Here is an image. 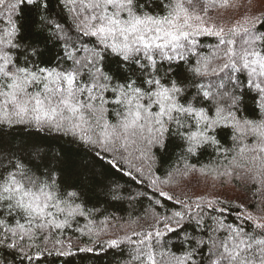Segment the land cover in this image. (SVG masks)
<instances>
[{
    "label": "snow or ice",
    "instance_id": "snow-or-ice-1",
    "mask_svg": "<svg viewBox=\"0 0 264 264\" xmlns=\"http://www.w3.org/2000/svg\"><path fill=\"white\" fill-rule=\"evenodd\" d=\"M170 3H160L162 10ZM132 7L140 10L119 0H0V89L15 74L25 78V94L36 85L26 101L0 99V125L70 135L134 184L99 181L106 188L100 204L65 192L59 211L54 203L42 216L0 208V264H47L98 250L116 252L123 264H264V7L177 0L181 26L168 42L110 49L101 39L106 22ZM26 28L34 38L27 45ZM53 39L59 63L29 67L28 50L42 55L39 44ZM108 55L123 71L136 70L117 81L106 70ZM159 90L170 108L157 104L130 125L124 97L149 94V105ZM170 135L182 145L161 172L153 149L163 151ZM130 137L142 146L130 151ZM24 164L17 158L11 166ZM201 183L211 191L192 190ZM129 207L139 211L127 215Z\"/></svg>",
    "mask_w": 264,
    "mask_h": 264
},
{
    "label": "trees",
    "instance_id": "trees-1",
    "mask_svg": "<svg viewBox=\"0 0 264 264\" xmlns=\"http://www.w3.org/2000/svg\"><path fill=\"white\" fill-rule=\"evenodd\" d=\"M140 3H143L149 11H163L159 0H152L151 7H149L147 0H138V4ZM255 7L256 10L264 7V1L262 3L257 2ZM75 38L74 36L73 39ZM30 41L34 42V38L31 31L26 28L21 42L27 45ZM39 47L42 49L43 54L41 55L38 52L35 57L28 55L29 67L32 66V60L39 63L40 66L53 67L59 63L58 60L62 55V48L56 40H48L46 46L45 43L41 42ZM20 63L23 66V56L20 57ZM122 63L114 55L106 56V70L110 71L115 79L120 82H123L128 75H131L137 67L134 64L130 65L128 66V72H125L121 68ZM132 78L136 79V75H132ZM112 107L110 106L108 118L112 123H115L116 118L111 111ZM246 110L251 114L252 109L250 105L247 106ZM121 111H123V108ZM227 135L228 133L226 132L220 133V137L224 142H227ZM133 140L136 141V143H133L136 144V148L142 146L137 137L130 138V141ZM181 145L182 142L178 138L170 135L163 151L153 149L160 161L156 166L160 167L161 164L159 169L161 172L172 161ZM133 148L135 151L136 148ZM34 154L41 157L39 163L33 159ZM207 155V152L203 153L201 159H206ZM17 158L29 164L41 175L45 173L50 174L51 171L58 170L60 173L59 185L61 194L63 195L67 189L75 188L81 192L82 199L88 204H100L104 202L103 193L106 188L102 187L98 183L99 181H103L104 185L118 183L122 187H134L133 182L127 176L116 173L106 162L98 160L87 146L70 135L57 134L54 131H49L46 127L44 130H37L34 125L17 124L11 127L0 125V169L7 171V168L4 167L5 163ZM45 168H48L47 172H45ZM192 190L197 193L211 191L203 183L194 186ZM219 190L224 191V189ZM228 191L230 194L233 193L235 191L234 186L228 189ZM138 211V208L133 209L129 207L127 215H133ZM121 212L123 213V209H121ZM121 223L123 222L121 221ZM116 227L119 228V224H116ZM122 263L118 254L112 250L104 252L98 250V254L77 253L72 257L60 259L49 257L47 261V264Z\"/></svg>",
    "mask_w": 264,
    "mask_h": 264
},
{
    "label": "clouds",
    "instance_id": "clouds-1",
    "mask_svg": "<svg viewBox=\"0 0 264 264\" xmlns=\"http://www.w3.org/2000/svg\"><path fill=\"white\" fill-rule=\"evenodd\" d=\"M120 3L136 5L138 0H119ZM149 7L152 0H147ZM163 3L164 0H159ZM177 0H171L168 9L164 11H149L143 3L139 4L140 10L131 8V15L126 8L116 11L115 18H110L106 22L104 30L101 32V39L106 41L111 49L112 46L123 47L126 44L132 45H155L158 40L168 42L175 35V30L181 25L179 23L182 13L175 12ZM35 49H29L28 55H33ZM14 79L6 89H0V99L11 101L19 97L21 101H26L33 93L25 94L28 87L25 78L15 74ZM35 89H33V92ZM139 91V90H138ZM131 92L124 97V107L127 112L130 125L137 124L140 119L147 118L150 107L157 104L160 111L170 108L168 93L159 90L158 95L154 96L149 105L144 101L148 100L149 94L139 95ZM7 107V104L5 105ZM143 114V115H142ZM169 115L170 113H164ZM153 116H158L153 113ZM38 163L40 160H36ZM16 159L5 163L7 171L0 169V208L11 207L14 212H23L29 216H42L49 208L56 204V210L60 209V200H67L68 197L61 194L59 185L60 173L58 170L51 171V179L48 174H39L29 164H24V169L13 168L11 165ZM68 193L79 194L75 188L67 189ZM59 198V199H58Z\"/></svg>",
    "mask_w": 264,
    "mask_h": 264
},
{
    "label": "rangeland",
    "instance_id": "rangeland-1",
    "mask_svg": "<svg viewBox=\"0 0 264 264\" xmlns=\"http://www.w3.org/2000/svg\"><path fill=\"white\" fill-rule=\"evenodd\" d=\"M264 0H244V3H245V5L246 6H251V9L253 10V11H256V7H255V4L257 3V2H260V3H262ZM84 2L85 3H88V2H90V0H84ZM225 15V13L222 11V10H218V12L217 13H214V15ZM53 87H54V85H53ZM36 88V85H32V87L31 88H29V91L31 92V91H33V89H35ZM65 114H67V113H65ZM144 135L145 136H147L148 135V133H144ZM130 138H132V137H130ZM129 145H130V147H129V150H131V151H134V148L133 147H135L136 148V144H133L132 143V141H130L129 140ZM117 229H119L118 227H117ZM123 264V263H122Z\"/></svg>",
    "mask_w": 264,
    "mask_h": 264
}]
</instances>
